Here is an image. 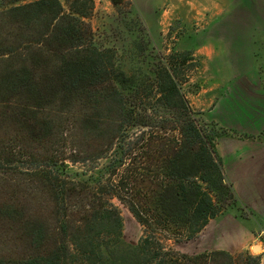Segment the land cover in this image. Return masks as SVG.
Listing matches in <instances>:
<instances>
[{
    "label": "trees",
    "instance_id": "trees-1",
    "mask_svg": "<svg viewBox=\"0 0 264 264\" xmlns=\"http://www.w3.org/2000/svg\"><path fill=\"white\" fill-rule=\"evenodd\" d=\"M124 1L110 0L120 12ZM92 8L93 0H0V116L10 113L30 143L52 134L64 141L0 149V173L38 181L55 218L50 226L25 217L24 205L2 203L0 217L24 219L27 251L0 255V264H263L248 250L165 244L198 236L234 205L243 215L246 205L184 92L198 65L193 53H159L149 64L118 57L95 42ZM134 40L142 53L148 40ZM116 203L141 226L134 243L123 237Z\"/></svg>",
    "mask_w": 264,
    "mask_h": 264
},
{
    "label": "rangeland",
    "instance_id": "rangeland-1",
    "mask_svg": "<svg viewBox=\"0 0 264 264\" xmlns=\"http://www.w3.org/2000/svg\"><path fill=\"white\" fill-rule=\"evenodd\" d=\"M136 1L142 0H125L121 4L120 12L112 6L110 0H93V8L87 20L93 30L95 42L98 45L112 47L118 57L123 58L125 54H130L133 61L143 58L148 64L156 59L159 53L167 54L171 51L189 49L198 65L195 69L190 67L192 75L183 89L191 106L201 112L203 127L215 134V145L228 134L240 139L250 136L247 133L225 129L215 122L212 116L217 111L221 113L226 111L222 101V93L226 86L241 87L242 92L246 94V89L255 91V77L264 75V52L262 50L258 52L256 38L252 37L258 31L264 32V0H152L157 3L135 4ZM117 19L125 22L126 29H129L128 35L133 41L128 42L124 39L122 23L117 22ZM7 30L13 29L7 27L4 31ZM203 32L215 35L210 39L213 41L210 42L211 45L217 44L219 51H224L218 52L213 62H209L211 57L215 56L213 52L211 57H208L207 52L195 50L194 42L200 43V34ZM137 37L148 40V46L142 53L135 44L134 39ZM216 60L221 64L214 70ZM188 64H192V60L188 61ZM211 71L213 74L209 76ZM227 78L231 79L230 83L225 82L224 79ZM247 96V100L242 101L244 107L233 108V113L238 116H252L251 120L255 121L254 114L259 107L256 103L257 95L249 93ZM9 114L6 112L7 117L0 116V149L7 145L15 147L16 150L19 148L21 152L25 147L42 150L45 147L62 148L63 139L54 134L50 137L53 144L52 141L30 143L25 137L24 130ZM220 116L225 117V114L222 113ZM64 117L67 118L66 115L63 119ZM218 119L220 121L221 118ZM19 159L23 158L19 156ZM13 160L14 163L19 161L17 158ZM2 203L24 205L27 210L25 217L30 215L54 226L55 218L50 198L46 190L32 177L19 174L16 170L0 173V205ZM116 204L122 216L123 237L126 241L134 243L142 233L141 226L125 206ZM230 211L238 212L236 205L232 206ZM215 220L217 222L219 219L216 217ZM23 223L24 219L0 217L1 256H19L27 251ZM259 238L261 241L264 239V231ZM165 244L180 251L194 249L189 240L181 242L168 240ZM246 250L258 254L259 247L252 246L233 255Z\"/></svg>",
    "mask_w": 264,
    "mask_h": 264
},
{
    "label": "crops",
    "instance_id": "crops-1",
    "mask_svg": "<svg viewBox=\"0 0 264 264\" xmlns=\"http://www.w3.org/2000/svg\"><path fill=\"white\" fill-rule=\"evenodd\" d=\"M135 4H155L156 1L142 0L136 1ZM199 44L194 42L195 50L201 53H208L213 62L217 58L219 51L217 44L211 45L210 39L215 36L211 33L203 32L200 34ZM252 37L256 38L258 52H264V32L258 31ZM208 44V45H207ZM210 44V45H209ZM263 46V47H262ZM214 47V48H213ZM220 62H214V70L218 69ZM218 67H217V66ZM224 65V64H222ZM212 67V66H211ZM225 67H227L225 65ZM227 69H229L227 67ZM213 74L212 71L209 73ZM214 74L217 73L214 71ZM214 75V76H215ZM230 83L231 79H224ZM223 80V81H224ZM255 91L242 92L241 87L232 88L229 85L223 90V107L222 111L225 117H221L220 111L213 114V120L225 129L236 133H247L250 135L242 139L225 135L221 141L216 144L215 150L222 163L227 179L233 184L235 191L241 201L246 205L242 210L243 215L238 212H230L210 219L198 236L189 240L192 243V250H181L182 252L192 253L202 250L222 249L230 253H236L250 247H259L261 262L264 264V244L259 238L264 231V75L255 77ZM254 93L257 95L258 110L254 114L255 121L249 115H236L233 108H242V101L246 99L247 94ZM247 100V99H246ZM238 102V105H237ZM222 106V105H221ZM222 109V107H221ZM219 118L220 121H219ZM243 122L244 124H240ZM223 127V128H224ZM226 130V132H228ZM235 217V218H234Z\"/></svg>",
    "mask_w": 264,
    "mask_h": 264
}]
</instances>
